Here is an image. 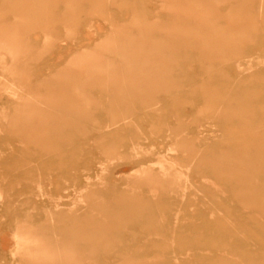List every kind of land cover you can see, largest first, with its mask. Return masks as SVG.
<instances>
[{"label":"rangeland","instance_id":"1","mask_svg":"<svg viewBox=\"0 0 264 264\" xmlns=\"http://www.w3.org/2000/svg\"><path fill=\"white\" fill-rule=\"evenodd\" d=\"M0 264H264V0H0Z\"/></svg>","mask_w":264,"mask_h":264}]
</instances>
